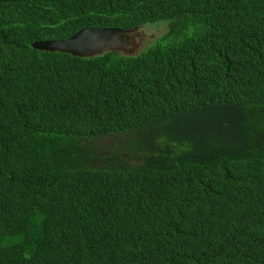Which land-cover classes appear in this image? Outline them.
I'll return each instance as SVG.
<instances>
[{
  "label": "trees",
  "instance_id": "obj_1",
  "mask_svg": "<svg viewBox=\"0 0 264 264\" xmlns=\"http://www.w3.org/2000/svg\"><path fill=\"white\" fill-rule=\"evenodd\" d=\"M0 264H264V0H0Z\"/></svg>",
  "mask_w": 264,
  "mask_h": 264
},
{
  "label": "water",
  "instance_id": "obj_2",
  "mask_svg": "<svg viewBox=\"0 0 264 264\" xmlns=\"http://www.w3.org/2000/svg\"><path fill=\"white\" fill-rule=\"evenodd\" d=\"M137 29V26L128 28L86 26L67 38L33 41L30 46L36 50L63 52L77 57H92L108 50L132 54L138 44L135 39Z\"/></svg>",
  "mask_w": 264,
  "mask_h": 264
},
{
  "label": "rangeland",
  "instance_id": "obj_3",
  "mask_svg": "<svg viewBox=\"0 0 264 264\" xmlns=\"http://www.w3.org/2000/svg\"><path fill=\"white\" fill-rule=\"evenodd\" d=\"M162 32H163V28L159 25H155L154 22L146 23L142 25L140 29V35L138 38H136V41H138V44L132 54L142 49L146 44H148L150 41H152Z\"/></svg>",
  "mask_w": 264,
  "mask_h": 264
},
{
  "label": "clouds",
  "instance_id": "obj_4",
  "mask_svg": "<svg viewBox=\"0 0 264 264\" xmlns=\"http://www.w3.org/2000/svg\"><path fill=\"white\" fill-rule=\"evenodd\" d=\"M140 29H141V27L140 28L138 27V29H137L138 32H137V35H136L135 39L139 37V35H140Z\"/></svg>",
  "mask_w": 264,
  "mask_h": 264
}]
</instances>
